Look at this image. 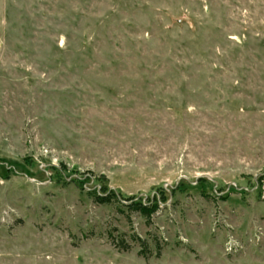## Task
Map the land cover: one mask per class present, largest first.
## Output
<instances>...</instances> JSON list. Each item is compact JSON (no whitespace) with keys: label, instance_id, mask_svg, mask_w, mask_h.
I'll list each match as a JSON object with an SVG mask.
<instances>
[{"label":"rangeland","instance_id":"1","mask_svg":"<svg viewBox=\"0 0 264 264\" xmlns=\"http://www.w3.org/2000/svg\"><path fill=\"white\" fill-rule=\"evenodd\" d=\"M0 264H264V0H0Z\"/></svg>","mask_w":264,"mask_h":264},{"label":"trees","instance_id":"2","mask_svg":"<svg viewBox=\"0 0 264 264\" xmlns=\"http://www.w3.org/2000/svg\"><path fill=\"white\" fill-rule=\"evenodd\" d=\"M88 193L94 198V201L99 204H112L117 202L131 211L140 212L147 219H150L159 210L161 204L167 201V197L164 195H162L160 199L157 195L153 198H149L148 202H144L143 199H136L135 196L125 197L120 190L112 189L106 184H103L99 189L95 188L90 190ZM139 241L143 245L140 253L147 258L148 248L146 241L141 238H139Z\"/></svg>","mask_w":264,"mask_h":264},{"label":"water","instance_id":"3","mask_svg":"<svg viewBox=\"0 0 264 264\" xmlns=\"http://www.w3.org/2000/svg\"><path fill=\"white\" fill-rule=\"evenodd\" d=\"M200 178H207V179L213 181L215 184H218V182H217L216 180H214L213 177H212L211 175H209V174H205V175H201V176H199V177L197 178V181H198ZM28 179H30V180H35V179L29 178V177H28ZM136 199H137V198H136Z\"/></svg>","mask_w":264,"mask_h":264}]
</instances>
